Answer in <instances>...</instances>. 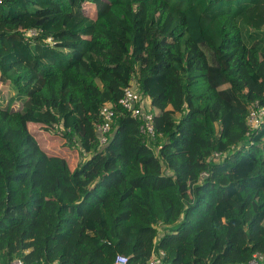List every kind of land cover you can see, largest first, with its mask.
I'll return each mask as SVG.
<instances>
[{"label": "trees", "instance_id": "trees-1", "mask_svg": "<svg viewBox=\"0 0 264 264\" xmlns=\"http://www.w3.org/2000/svg\"><path fill=\"white\" fill-rule=\"evenodd\" d=\"M133 82L153 139L119 104ZM0 85V264L264 255V120L246 121L264 106V0H0Z\"/></svg>", "mask_w": 264, "mask_h": 264}, {"label": "built area", "instance_id": "built-area-1", "mask_svg": "<svg viewBox=\"0 0 264 264\" xmlns=\"http://www.w3.org/2000/svg\"><path fill=\"white\" fill-rule=\"evenodd\" d=\"M120 106L125 109L129 115L139 122V131L148 139H153L155 136L154 128V113L150 107L148 99L144 98L136 88L133 82L124 90V94L119 101ZM250 111L247 115V125L250 130L259 128L264 120V106L254 102L250 106ZM101 122L95 126L98 143L105 146L111 135V125L113 119V111L110 104H105L100 110ZM165 257L164 251L154 249L147 264H163ZM264 263V255L255 254L251 260L245 264H261ZM9 264H24L20 259H14ZM113 264H128V258L123 255H116Z\"/></svg>", "mask_w": 264, "mask_h": 264}, {"label": "rangeland", "instance_id": "rangeland-1", "mask_svg": "<svg viewBox=\"0 0 264 264\" xmlns=\"http://www.w3.org/2000/svg\"><path fill=\"white\" fill-rule=\"evenodd\" d=\"M115 12L117 14L121 15V12L118 9H115ZM0 87H1V85H0ZM0 106H2L1 103H0ZM154 112H155V110H153V113ZM33 131H36V130H33ZM36 132H38V136L37 137L40 140H44V143H46L48 145L52 144L53 146H55V148H50V150L54 154L64 155V156H66L68 158V160L70 162L71 161L75 162L74 164H77V162H81V161H83L86 158V156L85 157L82 156L81 151L79 149H77V147H76L75 150H73V152H74L73 157H72V154L70 155L67 152L63 151L62 150V144H64V143L59 137L55 138L56 136H55L54 133H52L50 131H44L43 129H38V131H36Z\"/></svg>", "mask_w": 264, "mask_h": 264}]
</instances>
